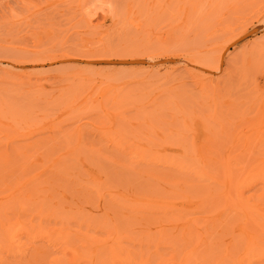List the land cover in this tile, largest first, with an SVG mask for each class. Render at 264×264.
I'll list each match as a JSON object with an SVG mask.
<instances>
[{
  "label": "rangeland",
  "instance_id": "rangeland-1",
  "mask_svg": "<svg viewBox=\"0 0 264 264\" xmlns=\"http://www.w3.org/2000/svg\"><path fill=\"white\" fill-rule=\"evenodd\" d=\"M263 169L264 0H0V264H264Z\"/></svg>",
  "mask_w": 264,
  "mask_h": 264
},
{
  "label": "bare ground",
  "instance_id": "bare-ground-1",
  "mask_svg": "<svg viewBox=\"0 0 264 264\" xmlns=\"http://www.w3.org/2000/svg\"><path fill=\"white\" fill-rule=\"evenodd\" d=\"M223 46H224V45H223ZM221 48H222V47H221ZM224 48H225V46L223 47V49H224ZM223 49H221V50H223ZM221 50H220V52H222ZM224 51H226V50H224ZM222 54H223V53H222ZM223 55H224V54H223ZM60 56H63V57L65 56V57H67L66 55H60ZM50 57H53V58H52V61L56 60L57 57H58V58H57V61H58V59H59V56H57V55H55V54H54V55L52 54ZM63 57H62V58H63ZM220 57H221V56H220ZM60 58H61V57H60ZM50 59H51V58H50ZM218 59H219V58H218ZM220 59H222V57H221ZM216 60H217V59H216ZM220 61H221V60H220ZM9 63H10V62H9ZM13 63H14V62H13ZM11 64H12V63H11ZM15 65H16V64H15ZM15 65H14V66H15ZM12 66H13V64H12ZM14 66H13V67H14ZM10 67H11V66H10ZM13 67H12V70H11V71H13V73H14V70H17V69H16V68L14 69ZM217 68H219V67L217 66ZM9 69H11V68H9ZM11 71H9V72L12 73ZM19 72H23V71H19ZM14 74H15V73H14ZM16 74H17V73H16ZM17 76H18V75H17ZM202 79H203V78H202ZM204 80H205V78H204ZM103 91H104V90H103ZM105 91H106V90H105ZM262 114H263V113H262ZM261 119H262V118H261ZM262 125H263V124H262ZM262 128H263V127H262ZM263 170H264V169H263ZM263 170H262V171H263ZM260 172H261V171H260ZM172 203H173V202H172ZM176 203H177V202H176ZM178 203H179V202H178ZM178 205H179V204H178ZM182 205H183V204H182ZM182 205H181V207H182ZM178 208H179V207H178ZM113 251H114V250H113ZM72 254H73V256H75V255H74L75 253H72ZM76 254H77V253H76ZM75 257H76V256H75ZM74 259H75V258H74ZM183 263H184V262H183Z\"/></svg>",
  "mask_w": 264,
  "mask_h": 264
}]
</instances>
